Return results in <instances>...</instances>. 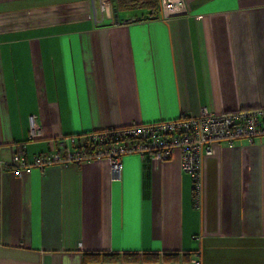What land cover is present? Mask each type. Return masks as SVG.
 Returning a JSON list of instances; mask_svg holds the SVG:
<instances>
[{
    "label": "crops",
    "instance_id": "obj_1",
    "mask_svg": "<svg viewBox=\"0 0 264 264\" xmlns=\"http://www.w3.org/2000/svg\"><path fill=\"white\" fill-rule=\"evenodd\" d=\"M185 5L161 20L113 0H0V160L201 108L264 107V0ZM200 199L177 150L156 163L126 155L117 178L107 160L0 169V264H83L94 251L181 258L85 264H264V139L212 143Z\"/></svg>",
    "mask_w": 264,
    "mask_h": 264
},
{
    "label": "built area",
    "instance_id": "obj_2",
    "mask_svg": "<svg viewBox=\"0 0 264 264\" xmlns=\"http://www.w3.org/2000/svg\"><path fill=\"white\" fill-rule=\"evenodd\" d=\"M101 9L106 4L101 2ZM187 13L185 0H159V18ZM41 135V125L35 114L29 116L28 138ZM264 139V107L214 113L201 108L198 115L182 114L171 119L145 124L91 131L81 136L70 135L55 140L54 149L24 158V145H19L8 161L0 160L2 171L11 170L20 175L23 170L38 168L44 171L50 165L80 164L91 160H107L115 177H119L122 159L126 155L150 158L155 163L167 160L177 150L180 169L189 174L192 184V202L200 205L201 160L211 153L215 142L232 146L238 140L254 143Z\"/></svg>",
    "mask_w": 264,
    "mask_h": 264
},
{
    "label": "trees",
    "instance_id": "obj_3",
    "mask_svg": "<svg viewBox=\"0 0 264 264\" xmlns=\"http://www.w3.org/2000/svg\"><path fill=\"white\" fill-rule=\"evenodd\" d=\"M114 9L129 10V9H145L151 17L159 16V0H113ZM181 258L178 252H135V251H94L83 252V264L87 262H119V261H167L175 262Z\"/></svg>",
    "mask_w": 264,
    "mask_h": 264
},
{
    "label": "rangeland",
    "instance_id": "obj_4",
    "mask_svg": "<svg viewBox=\"0 0 264 264\" xmlns=\"http://www.w3.org/2000/svg\"><path fill=\"white\" fill-rule=\"evenodd\" d=\"M88 2H90V3H91V2H92V0H88Z\"/></svg>",
    "mask_w": 264,
    "mask_h": 264
}]
</instances>
